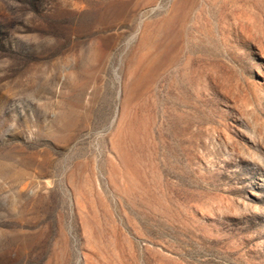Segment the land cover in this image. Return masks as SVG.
Masks as SVG:
<instances>
[{"label": "rangeland", "instance_id": "374dc122", "mask_svg": "<svg viewBox=\"0 0 264 264\" xmlns=\"http://www.w3.org/2000/svg\"><path fill=\"white\" fill-rule=\"evenodd\" d=\"M0 264H264V0H0Z\"/></svg>", "mask_w": 264, "mask_h": 264}]
</instances>
